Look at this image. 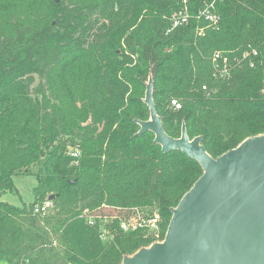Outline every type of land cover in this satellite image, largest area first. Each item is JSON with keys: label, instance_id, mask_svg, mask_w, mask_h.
<instances>
[{"label": "trees", "instance_id": "1", "mask_svg": "<svg viewBox=\"0 0 264 264\" xmlns=\"http://www.w3.org/2000/svg\"><path fill=\"white\" fill-rule=\"evenodd\" d=\"M211 1L189 0L193 18L171 30L180 0H0V264H122L164 240L203 169L138 135L150 79L166 133L185 124L215 159L264 134V0L219 2L217 27L198 17ZM20 175L34 201L3 202ZM156 215L157 228H122Z\"/></svg>", "mask_w": 264, "mask_h": 264}, {"label": "water", "instance_id": "2", "mask_svg": "<svg viewBox=\"0 0 264 264\" xmlns=\"http://www.w3.org/2000/svg\"><path fill=\"white\" fill-rule=\"evenodd\" d=\"M144 102L150 119L136 120L138 135L152 132L164 153L186 154L203 175L172 209L164 240L126 256L122 264H264V134L215 159L203 136L190 139L185 124L180 138L166 133L152 79Z\"/></svg>", "mask_w": 264, "mask_h": 264}, {"label": "built area", "instance_id": "3", "mask_svg": "<svg viewBox=\"0 0 264 264\" xmlns=\"http://www.w3.org/2000/svg\"><path fill=\"white\" fill-rule=\"evenodd\" d=\"M183 4V7L174 12L170 16V24H171V30L177 29L179 27L185 26L189 24L191 19L193 18L192 14L190 13L189 10V0H180ZM223 0H212L210 3H207L205 8L201 10L199 13L198 17L203 18L205 21H207L210 26L217 27L221 21V15L217 11V4L219 2H222ZM170 30V31H171ZM254 55H257V52H254ZM248 57V54L244 55V58ZM213 69L215 72V75L218 76L219 78L223 80H229L232 75V67H231V62L229 58L224 57L220 53H216L214 55L213 59ZM207 88L204 87V90ZM171 106H173L176 110L181 109V104L178 103L177 100H173L171 102ZM74 157H77L79 155V152L73 153L72 154ZM53 207V203L51 200H46L45 202L41 204H37L34 207V212L36 214H42L45 215L46 213L49 212V210ZM141 221L139 222L138 225L132 224V220H128L127 222L123 223L122 228L125 231H129L131 229H136L138 226L139 227H152V228H157L158 223L160 220L159 215H156L153 219L151 220H143L140 219ZM93 224V222H91Z\"/></svg>", "mask_w": 264, "mask_h": 264}, {"label": "rangeland", "instance_id": "4", "mask_svg": "<svg viewBox=\"0 0 264 264\" xmlns=\"http://www.w3.org/2000/svg\"><path fill=\"white\" fill-rule=\"evenodd\" d=\"M0 11V25L5 26L8 21V15L9 13L3 9ZM148 84V83H147ZM146 94V92H145ZM74 149L75 147H70ZM14 184L17 187L18 193H20V197L16 195V193H7L3 195L2 201L15 205V206H21L23 203L30 204L34 201V196L32 193L33 188L36 186L37 182L36 179L33 176L30 175H20L14 177ZM132 224H134L133 219L131 221Z\"/></svg>", "mask_w": 264, "mask_h": 264}]
</instances>
